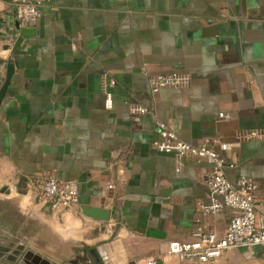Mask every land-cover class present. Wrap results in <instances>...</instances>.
Segmentation results:
<instances>
[{
  "label": "crops",
  "instance_id": "0c3cea01",
  "mask_svg": "<svg viewBox=\"0 0 264 264\" xmlns=\"http://www.w3.org/2000/svg\"><path fill=\"white\" fill-rule=\"evenodd\" d=\"M15 21L0 0V89L13 66L0 102L3 240L30 227L29 238L66 245L57 256L30 248L54 264H104V243L118 264H180L168 243L192 241L197 221L223 235L232 209L199 207L210 202L207 164L159 153L158 120L191 144L237 141L221 151L226 176L252 177L264 198V0H46L18 46ZM171 72L188 82L152 94L149 77ZM104 74L115 80L110 109ZM134 104L148 111L132 114ZM51 174L76 181L78 204L53 212L27 191ZM263 253L226 249L204 264H264ZM7 255L0 264H13Z\"/></svg>",
  "mask_w": 264,
  "mask_h": 264
},
{
  "label": "built area",
  "instance_id": "2783aa9c",
  "mask_svg": "<svg viewBox=\"0 0 264 264\" xmlns=\"http://www.w3.org/2000/svg\"><path fill=\"white\" fill-rule=\"evenodd\" d=\"M46 0H10L15 18L20 27L33 25L40 16V8ZM104 105L112 107V93L107 88L115 85V80L104 74ZM188 82V76L177 72L157 73L148 79L152 94L163 87H180ZM148 108L134 104L130 106L132 114H142ZM220 117H227L219 113ZM159 139L153 142L159 153L172 155L180 160L191 155L207 164L206 185L210 192V202L199 204L203 214L218 213L224 208H231L226 231L216 235L206 224L197 221L191 231L192 241H170L168 253L178 257L180 264H204L219 257L226 249L264 248V198H257L258 182L252 177L240 175L235 182L226 176V169L233 163L221 153L238 145L237 141H222L217 137L204 138L199 144H191L181 139L164 121L158 120L155 125ZM262 132L251 130L246 137L260 138ZM179 170V168H178ZM112 185H109L111 187ZM27 191L48 205L53 212L69 208L79 203V189L76 181L63 180L51 174L42 180L39 187L28 184ZM146 264H157L155 260H147Z\"/></svg>",
  "mask_w": 264,
  "mask_h": 264
},
{
  "label": "water",
  "instance_id": "95a60500",
  "mask_svg": "<svg viewBox=\"0 0 264 264\" xmlns=\"http://www.w3.org/2000/svg\"><path fill=\"white\" fill-rule=\"evenodd\" d=\"M15 27L19 31V37L15 43V45L18 46V44L21 42L23 37L32 34L33 29L30 27H20L19 21L17 19L15 21ZM12 73H13V66L11 64H8L6 69L5 81L0 89V102L10 82ZM1 191L5 192L6 194L10 192L7 186H3L1 188ZM82 210L84 214L91 216L97 220L109 219L110 212L106 209L96 208V207H83ZM12 247L13 249H11ZM108 248L109 245L107 243L97 246V251L98 254L100 255L101 260L103 261L104 264H118L116 262V259L110 256ZM6 252L9 253L5 258L11 261L13 264H54L30 249L25 250L24 245L22 244L15 246L14 242H11L9 240L5 241L2 238H0V260H3L2 257Z\"/></svg>",
  "mask_w": 264,
  "mask_h": 264
},
{
  "label": "rangeland",
  "instance_id": "374dc122",
  "mask_svg": "<svg viewBox=\"0 0 264 264\" xmlns=\"http://www.w3.org/2000/svg\"><path fill=\"white\" fill-rule=\"evenodd\" d=\"M0 192H2L1 189H0ZM3 193H5V192H3ZM10 224L13 225V221H10ZM30 232H31V228L26 227L24 230V236L25 237H22L21 234H19V233L17 234L13 230V232H11L10 235H8V240L11 242H14L15 246L19 245V244L24 245L25 250L30 249L31 247L38 248L39 250H41V252L43 254H45L47 256H49V255L50 256H57L60 251L65 250L66 245L65 244H59V243L57 245H51L53 247L49 248L48 244H47V240H48L47 237H45L43 239H39V240H37L33 237L29 238L27 235H29ZM55 247H56V250H55ZM251 248H256V247H251ZM11 249H13V247ZM246 249H250V248H244V250H246ZM257 251H259V249H257ZM6 253H9V252H6Z\"/></svg>",
  "mask_w": 264,
  "mask_h": 264
}]
</instances>
